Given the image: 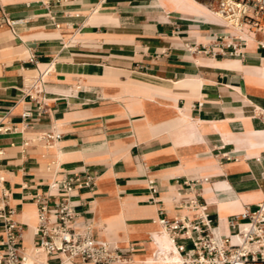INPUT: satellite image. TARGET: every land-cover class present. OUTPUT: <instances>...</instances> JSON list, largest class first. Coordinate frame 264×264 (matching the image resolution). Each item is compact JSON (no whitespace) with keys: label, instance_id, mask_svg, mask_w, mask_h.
Listing matches in <instances>:
<instances>
[{"label":"crops","instance_id":"obj_1","mask_svg":"<svg viewBox=\"0 0 264 264\" xmlns=\"http://www.w3.org/2000/svg\"><path fill=\"white\" fill-rule=\"evenodd\" d=\"M207 5L2 0L7 16L24 20L0 26V179L24 225L23 247L36 241L35 196L72 174L96 177L70 196L75 226L91 224L125 264H167L158 220L195 218L192 199L206 204L215 233L244 229L229 218L264 199V11L235 56L218 44L244 41ZM39 77L32 99L27 89ZM49 130L62 134L53 146L41 139ZM168 239L181 257L177 245L193 247L185 236ZM3 240L0 226V254Z\"/></svg>","mask_w":264,"mask_h":264},{"label":"built area","instance_id":"obj_2","mask_svg":"<svg viewBox=\"0 0 264 264\" xmlns=\"http://www.w3.org/2000/svg\"><path fill=\"white\" fill-rule=\"evenodd\" d=\"M195 1L201 4L208 2V8L223 18L228 28L241 33L236 38L244 43L235 44L233 36H226L224 39L229 41L228 44L218 46L222 49L231 48L232 55H243L242 48L247 39L242 33L248 34L249 31L259 28L264 0ZM0 14V26L7 24L14 29L24 21L7 16L2 9V0ZM260 45L264 46L263 43ZM213 54L216 55V52ZM30 61L36 62L35 57H30ZM42 81L43 77L36 78L28 87L27 94L32 99H37L32 91L35 90L36 94L41 92L38 90V84ZM31 115V111H25L22 117L26 119ZM260 116L264 123V112H261ZM6 130L8 131V128ZM61 138L62 134L54 130L41 134V139L49 146H53ZM28 144L26 141L25 145ZM95 179V175L91 173L65 175L51 182L49 194L35 196L38 204V224L35 228L36 241L32 253L22 246L25 228L14 219L15 211L7 202L9 191L0 179V226L4 230V251L0 254V264H47L39 259L40 255L49 257L55 254L68 260H80L89 264H125L128 259L121 248L116 244L98 240L91 224H86L83 228L75 226L79 215L70 196L76 190L93 188ZM151 190L157 191L155 186H151ZM188 207L196 212L195 218L180 217L170 220L163 217L158 220L163 231L172 236L174 243L180 236L192 240L193 247L190 249L184 244L177 245L183 257L179 264H264V199L255 210L245 208L242 213L229 218L228 224L231 227L245 226L233 236L214 232L206 212V204L192 199L188 202ZM194 233L197 235L194 236Z\"/></svg>","mask_w":264,"mask_h":264},{"label":"bare ground","instance_id":"obj_3","mask_svg":"<svg viewBox=\"0 0 264 264\" xmlns=\"http://www.w3.org/2000/svg\"><path fill=\"white\" fill-rule=\"evenodd\" d=\"M195 1V0H194ZM216 14V13H215ZM217 15V14H216ZM224 23L225 21L223 20V18H221L219 15H217ZM238 32V31H236ZM239 34H241L240 32H238ZM242 36H249L248 34L246 33H242ZM247 50V49H246ZM259 165V164H258ZM263 165V164H262ZM262 169V168H261ZM163 234H165V236H160L161 238V242H162V247H163V250L160 251V253L158 254L159 255V258L161 260H164L167 262V264H179L180 262L183 261V257L181 256H178L177 254H173L171 252V249L170 247L168 246V237L170 238V240H173L172 236L166 232V231H163ZM34 250V247L30 250H28V252L32 253ZM158 253V252H157ZM177 253V252H176ZM157 255V256H158ZM43 256V255H40V257ZM39 257V259H41ZM157 259V258H156ZM161 262V261H160ZM154 263H157V262H154ZM163 263V262H162ZM165 263V262H164Z\"/></svg>","mask_w":264,"mask_h":264}]
</instances>
